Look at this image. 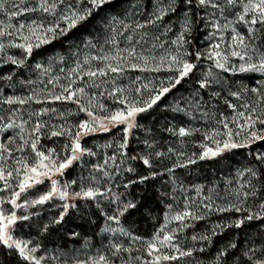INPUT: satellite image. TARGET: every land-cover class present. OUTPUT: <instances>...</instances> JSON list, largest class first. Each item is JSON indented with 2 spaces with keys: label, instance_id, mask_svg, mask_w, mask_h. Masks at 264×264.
<instances>
[{
  "label": "rangeland",
  "instance_id": "rangeland-1",
  "mask_svg": "<svg viewBox=\"0 0 264 264\" xmlns=\"http://www.w3.org/2000/svg\"><path fill=\"white\" fill-rule=\"evenodd\" d=\"M15 3L20 4V0H15ZM66 3H73L76 7L88 6L86 4H78L77 0H66ZM12 4L13 0H8V11L14 10ZM37 4L38 0H25V3L20 6L36 7ZM169 4L170 0H129L128 5L123 7V10H130L134 16L129 15L120 18L119 16L107 14L102 17V25L98 31L93 33V36L79 38L75 44L68 45V50L44 58L33 59L32 54L27 55L21 48L7 47L10 40L17 44L26 43L21 38L20 33L14 32L11 37H0V42L6 45L4 53H0V77L14 73L11 80L0 79V117H3L0 120V126L11 120H15L17 123L22 119L28 120L29 123L25 126L26 132L24 135L26 139H30L28 133L35 122L39 120L45 125L39 133V150L45 151L47 154L49 149H54L56 156L61 159L71 155L72 137L68 135L53 137L50 136L51 131H59L63 127L75 133L78 130L77 125L91 118L87 115V112L80 111L81 114H84V119L79 124L75 125L68 122L67 119L71 115L65 116L68 113L62 111V109L69 106H53V104L60 102L67 105L71 104L72 110L74 108L80 110V105L73 101H53L49 95L50 93L59 95L63 87H68L69 85H71L72 89L83 87L85 88V95L79 97L80 104L88 107V102L91 99L93 104L96 105L91 110L98 116H105L111 111L124 108L125 105L120 104L119 100L125 97H127L128 101H139L138 106L144 107V102L156 95L162 87H169L170 90L174 88L171 87V84L175 83L174 78L178 76V73L175 70H168L171 56H180L190 62L192 58H196L195 54L199 52L201 57L196 60L200 63L187 76L191 82L175 95L174 101L169 100L168 102L169 106L176 109L178 121L171 122L166 120L165 122L166 134L169 137L167 144L175 143V151L172 150V157L178 168H183L180 165L191 164L188 163L189 159L195 161L217 160L218 163H222L218 171H216V173L218 172L217 177L215 172L211 173L212 179L206 184L195 182L193 185L189 183L185 185L179 183V181L172 184L171 187L175 189L177 197L174 195V197L169 199L170 205L162 217V222L151 236L139 238L132 235L121 222L125 212L119 216V224L107 220L106 217L118 215V210H122L129 203L124 196L126 194L124 192L129 187L130 182L128 181L136 172L131 166H128V161L126 159L122 160V158H124L127 143L137 127V118L145 111L137 114L135 126L127 133L124 131L125 125H118L115 128H111L109 132L97 131L89 135H82L80 143L88 151L85 152L80 160L75 161L71 167L66 169L62 175L54 174L52 176V179L58 181V189H63L65 184L69 186L67 191L70 195L67 200H61L57 193L44 204L33 205L31 201L48 193L52 187L51 180L41 177L42 183L36 184L33 181V187L22 193L17 200L18 204H24L27 201V205L22 208L13 207L9 202L12 198V192L19 191L17 185L23 179L22 165L17 164L16 161L26 159L29 164H32L35 162V155L30 147H26L24 152H18L15 150V145L9 144L8 146L13 149L11 156L4 153V159L0 160V166L4 168L5 174L9 171L13 173L8 181L11 185L10 188L5 189L4 181H0V189H4L0 191V200L4 201L0 203V210L5 215L15 212L19 218L25 215L28 217L32 215L41 216L47 212L57 211V220H60L62 213H64V217L70 210L75 209L77 202L86 200L72 198V194L80 191L82 186L85 189L87 187H98L104 192V196L93 200L100 206L104 217V224L95 240L84 239L76 245H69L66 249L45 248L34 237L17 236L16 224L23 220L18 219L11 226L10 231L14 239L26 242L29 249L33 247L37 249L32 255L42 258L41 264H75V260L87 261L89 258L98 257L102 254L109 257L114 264H143L144 261L153 259L152 256L148 255L147 243L154 240L157 235L162 240L165 234H172V241L163 245L158 243L157 247L160 252L153 255H178L170 245L178 246L181 250H192L193 255L182 257L176 261H161V264H220L221 260L218 258L208 259L209 257L204 255V250L201 251V249H204L203 246L206 244V240L200 239V237L207 236L209 238L211 234H215L226 225L228 227V224L239 220V216L246 212L243 209H247V200L250 201L251 198H255V200L263 199L264 202V178L259 182L261 186L259 185L258 189H255L258 177L253 176L251 171H249V169L254 171V164L257 163V165H261L264 172V163L257 159L259 155H264V141H257L246 148L225 150L215 157L203 160L199 158L206 148L216 149V141L220 142V147L222 148L223 142L228 138L226 133L229 129L235 133L240 130L238 124L244 123L243 118L239 117L238 113L243 111L245 115H248L251 107L256 106L258 95L252 92L251 89L261 87L260 82L264 81V74L259 72L241 73L238 70L236 72H225L216 68V58H208L209 53L213 50L212 46L219 43L220 48L217 50L222 54L229 55L228 66L235 65L238 69L239 65L244 63V61H240L230 55L229 45L232 43L230 37L233 35L231 29L235 27L237 31L247 37V28L240 24H229L227 28L221 27L220 30L213 28L212 21L208 17L213 12H216L215 19L223 26L228 21L235 19L232 9L226 11L222 16L218 10L211 8L206 11L204 9L197 10L195 4L192 6L186 5L184 0H177L175 12L168 11ZM189 8H191V11H189ZM161 10L166 11L163 17L169 15L168 19L156 20V16L161 15ZM66 11V5H61L56 10V15L42 11L27 12L13 18L10 22L18 26L19 23L27 25L35 21L33 26L43 24L44 27L59 23L61 28H64L66 23L59 20V16ZM186 12L191 17V24L188 25L191 28L190 34L185 31ZM201 16L204 17L203 20L200 19ZM225 17H227V20ZM0 20L4 21L5 24L9 23L8 16L2 13H0ZM150 21H155V23H150ZM138 24H143L144 27L139 28L137 27ZM0 27H3V25H0ZM254 27L260 29V25ZM22 31L23 35H29L27 27ZM182 33L184 36L183 41L179 39ZM49 36L51 37V34ZM129 36L132 37L131 40L127 39ZM113 38H115V42H113ZM29 42L36 44L38 41L35 37H32ZM246 42L252 45V48L249 49V54H252L253 50L257 54L264 53V30L258 32L255 39H246ZM133 48L137 53V57L124 63L123 66L125 68L124 72L137 71L139 73L131 76L134 78V83L129 82V77H127L128 79L126 77L121 79L106 77L104 80L99 81V88L90 86L91 82H81L84 72L89 68L94 70L98 67H103L108 62L114 65L116 63L114 60L101 61L94 60L92 57L115 56L117 51H120L122 56L127 57L126 50ZM35 49L37 48L34 47L33 50ZM184 53H189V55H183ZM9 55L17 59H23V66L5 63L4 61ZM141 55L149 57V69L159 66L160 71H141L139 68H130V63H136L143 67L144 61L139 58ZM162 57L164 58L163 64H161ZM85 60H88L89 63L86 64ZM255 61L256 57L254 56ZM78 64L81 66L80 68H77ZM176 67L177 65H172L173 69ZM209 71H211L212 76L207 75ZM150 73L156 74L149 76ZM109 74L113 73L109 72ZM205 78L211 81L210 86L201 88L199 82ZM72 81H75V83H72ZM134 84L136 89H141L139 93L136 89L131 88ZM143 85H148V88H144ZM117 87L123 89V93L116 96L107 94ZM234 92L239 93V96L231 95ZM29 96H33V99L24 105H9L5 103L8 98L26 99ZM36 100H40L41 103H36ZM100 104H103L108 111H101L98 107ZM229 104L235 107H229ZM244 105H248V108L246 109ZM259 108H264V103L260 104ZM259 108L257 109V114L259 113ZM43 109H55V111H48L43 115L37 116L36 113ZM233 117H236L235 122ZM224 123L228 124V128L224 127ZM180 128L192 130L193 134L181 137L179 136ZM257 128H260L259 124ZM17 131L19 129L0 133V142L8 143V138ZM214 132H219L221 135H213ZM205 133L208 134L207 137ZM125 137L126 146L122 148L121 144L125 143ZM189 137L194 138L187 142L183 140ZM246 139L247 132H242L239 137L234 136V140L238 143ZM20 143L21 141L17 138L16 144L19 145ZM252 147L254 151L250 150ZM168 149L170 150L169 146ZM197 153H199L198 158L196 156ZM113 156L116 158L115 162L111 159ZM97 166H99V169ZM18 168L21 169L19 175L16 172ZM129 168L132 171H128ZM104 171H107L109 175L105 176ZM193 176L191 174L190 177L192 178ZM108 189L111 191H108ZM253 190L257 192V195L255 197L249 196L245 200L243 193ZM65 203L75 206L69 207L65 212L63 207ZM206 204H211V209L204 207ZM230 206L239 207L241 211L221 212L217 210L218 208ZM185 210L191 211L195 216L202 218H187L183 222L186 226H181L179 221L172 219V216ZM226 216H230L231 219L226 218ZM195 222H204L205 230L197 231L198 229H195L196 226H194ZM218 225L220 227H217ZM106 227L113 229L123 228L124 233L118 230L114 232L103 231ZM72 236L70 235L69 237L71 238ZM193 236H196L197 239L193 240ZM117 243L122 244L125 248H131L132 251L130 253L122 252L119 256H113L114 249L112 245ZM13 250L19 255L18 249L13 248ZM136 256H140L142 258L141 261L132 259ZM20 258L24 259L21 256ZM28 262L34 264L33 261Z\"/></svg>",
  "mask_w": 264,
  "mask_h": 264
},
{
  "label": "snow or ice",
  "instance_id": "snow-or-ice-1",
  "mask_svg": "<svg viewBox=\"0 0 264 264\" xmlns=\"http://www.w3.org/2000/svg\"><path fill=\"white\" fill-rule=\"evenodd\" d=\"M111 0H77V3L80 5H88L87 7H76L73 3H66V0H38V4L36 7H21V4L25 3V0H20V4H16L15 0H13L12 7L14 10L8 11V0H0V13L7 15L9 19V23L5 24L4 21L0 20V25H3V27H0V37H11L15 33H20L21 38L26 43L17 44L14 41L10 40L7 44V47H18L24 50V52L27 55L32 54V50L34 47L39 48L42 44H48L51 42V39L57 38V33L60 35H66L69 30L72 28H75L78 24L87 21L90 16H92L94 11L102 9L106 4H109ZM176 2L177 0H170L168 11L175 12L176 11ZM184 3L186 5L192 6L195 4V7L197 10L204 9L205 11L208 8L218 10L220 15L223 16V14L228 11L229 9L233 10V14L235 16L234 20L228 21V23L224 24L223 26L219 23L218 20L215 19L216 12H213L208 19L212 21V26L216 30H220L221 27L227 28L229 24H240L247 28V37L242 34L241 32L237 31L235 27L231 29V32L233 35H231V41L232 43L229 45L230 49V55L231 57H236L240 61H244V63H241L239 65V68L237 69L235 65H232L229 67V55L222 54L217 49L220 48V44H214L212 46V51L209 53L208 58H216L215 59V66L216 68L222 69L225 72L232 71L236 72L237 70L241 73L243 72H259L261 74H264V53L257 54L255 50L252 51V54H249V49L252 48V45L246 42L247 40H253L256 38V35L258 32H261L264 30V0H184ZM66 5L67 11L64 12V14L59 16V20H62L66 23V27L61 28L59 23H55L52 26L44 27L43 24L35 25V21H33L30 24L25 25L24 23H19L17 25H13L10 21L18 17L20 15H23L27 12H36V11H42L44 13H51L53 15H56V10L61 6ZM189 11H191V8H189ZM166 14L165 10H161V15L156 16V20H160L163 18V15ZM199 14V12H198ZM186 20H185V31L189 34L191 33V28L188 26L191 24V17L189 16L188 12L185 13ZM201 20L204 19L203 16L200 17ZM227 20V17H225ZM150 23H155V21H150ZM260 25V29L255 28L254 26ZM25 27L28 28L29 35H23V29ZM137 27L143 28V24H138ZM51 34V37L49 36ZM32 37H35V39L38 41L36 44H33L29 42ZM127 39L131 40L132 37L129 36ZM181 41H183L184 36L183 33L181 34L180 38ZM113 42H115V38H113ZM6 48V45L3 42H0V53H4ZM127 51V57H124L121 55L120 51H117L115 56H99V57H92L94 60H101V61H116L115 65L111 62L105 63L103 67H98L96 69L89 68L87 71L84 72V76H87L89 80L91 81V85L93 87H100V84L96 83V79L98 77H106L109 72L114 74H120L124 72L125 68L123 66L124 63L133 60L137 57V53L135 49H128ZM183 55H189V53H184ZM196 59L199 60L201 57V54L197 52ZM254 56L256 57V61L254 62ZM141 60L144 61L143 67L136 63H130L129 66L132 69L139 68L141 71H160V67L157 66L153 69L148 68V62L149 57L147 56H140ZM154 59V58H153ZM5 63H11L17 66H23L24 60L23 59H17L13 56H7ZM164 58H161V64H163ZM85 63H89L88 60H85ZM172 65H177L175 69L172 68ZM39 67V65H37ZM81 66L78 64L77 68H80ZM197 67L196 64L190 63L188 60L183 59L180 56H171L169 61V71L175 70L178 73V76L174 78L175 83L171 84V87H175L176 84H179L180 81L187 77L190 73L193 72V70ZM75 71V70H73ZM14 74V73H13ZM10 74L5 77H0V79H7L11 80L12 75ZM208 76H212L211 71L207 74ZM82 78V77H81ZM173 79V78H170ZM72 83H75V81H72ZM200 87L206 88L210 86L211 81L205 78L203 81H200ZM261 87L259 88H252L251 91L257 93L258 100L256 102V106L251 107V109L248 112V115H245V112L241 111L238 113V116L243 118L244 123L238 124L239 131H236L235 133L229 129V131L226 133L227 139L223 142V147H220V142L216 141L217 147L216 149L212 148H206L204 153L201 154L199 157L201 160L206 158L215 157L221 154V152L225 150H230L234 148H246L250 145L256 143L257 141H264V108H259V105L264 103V81L260 82ZM144 88H148V85H143ZM136 91L139 93L141 91L140 88H137ZM169 87H162L159 92L150 97L148 101H145L144 107H140L139 101H128L127 97L120 99L119 103L122 105H125L122 109H117L115 111L109 112L108 115L105 116H98L95 115L94 112L91 110L93 107H96V105L93 104L92 100L90 99L88 102V107H85L84 105L80 104V96L85 95V88L80 87L76 89H72L71 85L68 87H63L62 92L59 95H53L49 94L51 96V99L53 101H73L74 103L80 105V111L87 112V115L91 118L89 120L81 122L79 125H77V131L73 133L70 129H65L61 127L59 131H51L50 136H63L68 135L72 137V143H71V155L65 156L63 159L59 158L55 154L54 149H49L47 151V154L45 151H41L38 148L41 129L45 127L44 124H42L39 120H37L32 127L31 131L28 133L30 139H26L24 133L26 132V125L29 123L28 120H20L19 123H17L15 120H11L10 122L4 124L3 126H0V133L5 132L7 130H14L19 129V131L15 132L13 136H10L8 138V143L0 142V160L4 159V153H7L9 156L12 154V148H10L8 145H15V150L18 152H24L26 147H30L32 153L35 155V162L32 164H29L26 159H20L17 160L16 163L22 165L23 170V179H21L17 185L19 188V191L12 192V198L10 199V203L15 208H22L27 205V201H25L24 204H18L17 200L20 198L21 194L26 192L28 189L33 187V181L36 184H40L43 182L41 177L47 178L51 180V190L41 195L38 199L31 201L33 205L35 204H44L45 202L49 201L53 198L54 195L58 193L59 198L61 200H67L69 198V192L67 191V188L69 187L67 184L64 185L63 189H58V181L56 179H52V176L54 174H60L62 175L66 169L71 167L75 161L80 160V158L87 152V149H84L80 143V139L82 135H89L92 133H95L97 131H103V132H109L111 131V128H115L118 125H125L124 131L127 133L129 130H131L135 126V118L138 113L146 111L148 108H151L152 105H154L162 95L169 92ZM123 93V89L121 88H114L113 91L108 92L107 94L109 96H116L117 94ZM103 95V93H101ZM233 96H239V93H231ZM33 96H29L26 99H12L8 98L5 103L11 105V104H20L24 105L28 103V101L32 100ZM36 103H41L40 100H36ZM99 109L101 111H108L103 104H100ZM229 107H235L234 105L229 104ZM244 107L247 109L248 105H244ZM259 108V113L257 114V109ZM48 111H55V109H43L42 111L36 113L37 116L43 115L45 112ZM3 117H0V120H2ZM234 122L236 121V117H233ZM260 125V128H257V125ZM111 126V127H110ZM224 127L228 128V124L224 123ZM242 132H247V139L243 142H236L234 140L235 137H239ZM192 130H186L184 128L179 129V136H189L192 135ZM213 135H221L219 132H214ZM205 136L207 137L208 134L205 133ZM17 138L21 141L19 145L16 144ZM126 146V137H125V143L121 144V147ZM91 154V153H89ZM157 155H161L160 153H157ZM55 157V158H54ZM113 162H115V156L111 158ZM135 159V157H133ZM262 163H264V155H259L257 157ZM143 163L145 165L150 166V161L147 158L143 159ZM188 163L194 164L196 163L195 160L189 159ZM181 167L185 165H180ZM99 169V166H97ZM102 170V169H100ZM128 171H132L131 168L128 169ZM171 171V169H169ZM251 171L253 176H256V172ZM17 175L20 174L21 169H16ZM13 173L11 171L7 172L5 174V170L2 166H0V181H4V187L5 189L10 188L11 185L9 184V178H11ZM104 175L108 176L109 173L107 171H104ZM155 175V173L153 174ZM148 177H142L141 180L147 179ZM75 183V181H73ZM127 187V185H125ZM4 189H0V191H3ZM108 191H111L108 189ZM245 200L249 196L255 197L257 195V192L255 190L250 192H244L243 193ZM104 196V192L100 190V188L96 187H87L85 189L83 186L81 187V190L78 192H75L72 194V198L76 199H91L95 200L97 197ZM3 200H0V203H3ZM75 205H69L65 203L63 205L65 212L69 207H74ZM135 204L128 203L124 206L122 210H118V215H112L107 216V220L114 221L115 223L119 224V216L123 215L125 211L128 210V208H134ZM204 207L211 209V204H206ZM260 211L256 213H252L249 209H243L244 211L248 212L249 214L241 220L234 221L233 224L235 227H240L246 220H262L264 221V202H261L259 204ZM218 211L224 212V211H241V208L230 206L226 208H218ZM64 213L61 214L60 220L63 219ZM187 218H194L199 219L202 217H197L195 214L191 211L185 210L181 213H177L176 215L172 216V219L175 221H179L181 223V226L184 225V221ZM18 219L21 220H28L29 217L27 215L22 217H17L15 212H12L10 215H5L2 210H0V245L6 246L8 249H18L19 255L23 257L25 260L33 261L34 264H41L42 258H37L32 255L33 252H35L37 249L35 247L29 249L27 246V243L21 240L14 239L13 235L11 234V226L16 223ZM60 220H57L56 222L59 223ZM233 226V225H228ZM217 227H220L219 225ZM120 231L124 233V229H113L111 227H106L103 229V231ZM127 234V233H125ZM78 235V234H74ZM139 239V238H136ZM173 239L172 234H165L163 236V239L161 240L159 238V235L156 236V238L152 241H149L147 243V250L148 255L152 256L153 259L151 261H144L143 264H161V261H176L182 257H190L193 255L192 250H181L178 246L170 245L172 248H174L175 252L178 253V255H168V254H160V255H153L154 253L160 252V249L157 247V244L160 245L165 244L166 242H170ZM193 240H196L197 237L193 236ZM200 239L207 240L209 239L207 236H202ZM114 251L112 253L113 256H119L122 252H128L130 253L132 251L131 248H125L122 244H113L112 245ZM230 248H235L236 245L233 243L229 246ZM203 249H201L202 251ZM260 252V255L257 256L256 253ZM227 255V250H221L219 253V256H225ZM242 256L246 258V264H264V249H258V248H248L246 251L242 253ZM136 261H141L140 256H136L132 258ZM239 259V258H237ZM75 264H114V262L107 257L106 255H99L98 257L89 258L87 261H80L75 260Z\"/></svg>",
  "mask_w": 264,
  "mask_h": 264
},
{
  "label": "trees",
  "instance_id": "trees-1",
  "mask_svg": "<svg viewBox=\"0 0 264 264\" xmlns=\"http://www.w3.org/2000/svg\"><path fill=\"white\" fill-rule=\"evenodd\" d=\"M128 1L111 0L102 9L94 11L87 21L69 30L66 35L58 34L57 38L51 40L50 43L33 50L32 58H44L52 54L61 53L68 50V45L75 44L79 38L93 36V33L98 31L102 25V17L107 14L119 16L120 18L129 15L134 16L130 10H123V7L128 5ZM168 16H164L163 19H168ZM190 63L197 65L200 62L196 58H192ZM137 73V71H125L120 74H109L106 77L111 79L129 77V82L134 83V78L131 76ZM154 74L156 73H150L149 76H154ZM106 77L95 78L96 83L100 84L99 81L104 80ZM82 79L81 82H91L87 76ZM189 79L187 77L180 81L160 101L137 118V127L127 143L122 160L126 159L128 166H131L136 173L134 172L135 175L128 181L130 184L125 190L124 193L126 194L124 196L129 203L135 204V207L128 208L125 211L121 222L135 237L147 238L151 236L162 222V217L170 205L169 199L177 195L175 194V189L171 187L172 184L178 181L185 185L187 183L193 185L195 182L206 184L212 179L211 173L215 172L217 177L218 172L216 173V171L222 164L218 163L217 160H196L194 164H187L183 168H178L175 165V161H173L172 150L175 151V143L167 144L169 137L166 134L167 128L164 125L166 120L171 122L178 121V115L176 109L169 106L168 102L169 100H175V95L191 82ZM131 88L136 89V85L134 84ZM59 105L69 106L62 109V111L68 113L65 116L71 115L67 119L68 122L77 125L84 119V114H81L79 109L74 108L72 110L71 104L67 105L62 102L53 104V106ZM192 138L194 137L183 140L187 142L192 140ZM250 150H253V147ZM157 153L161 155H157ZM198 154L196 155L197 158ZM144 158L149 159L150 166L143 163ZM254 171L258 177L255 189H258L260 180L264 178V172L261 165H257V163L254 164ZM154 173L155 175H153ZM191 174L194 175L192 178L190 177ZM142 177L148 178L141 180ZM261 202H263V199L255 200V198H251L250 201L247 200L246 207L252 213H256L260 211L259 204ZM248 214V212L243 213L239 216V220L244 219ZM57 217V211L47 212L41 216L32 215L28 220H23L16 224L17 236L34 237L45 248L66 249L69 245H76L84 239L95 240L104 224L100 206L93 200L77 202L75 209L70 210L59 223L56 222ZM227 217L231 219L230 216ZM203 224L204 222H195V229L197 228V231L205 230ZM228 225L233 226L227 227L226 225L225 229L223 228L215 234H211L209 239L206 240L203 252L204 255L209 257L208 259L218 258L221 260L220 264H246V258L242 256L244 251L248 248L264 249V221L246 220L240 227H235L233 222ZM70 235L73 236L70 238ZM233 243L236 247L230 248L229 246ZM224 249L227 250V255L219 256L221 250ZM256 255L259 256L260 252H257ZM0 264L31 263L20 258L15 250L0 245Z\"/></svg>",
  "mask_w": 264,
  "mask_h": 264
}]
</instances>
